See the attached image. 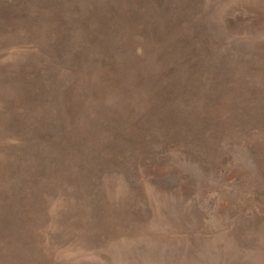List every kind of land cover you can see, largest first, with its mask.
Returning a JSON list of instances; mask_svg holds the SVG:
<instances>
[{"label":"rangeland","instance_id":"obj_1","mask_svg":"<svg viewBox=\"0 0 264 264\" xmlns=\"http://www.w3.org/2000/svg\"><path fill=\"white\" fill-rule=\"evenodd\" d=\"M0 264H264V0H0Z\"/></svg>","mask_w":264,"mask_h":264}]
</instances>
